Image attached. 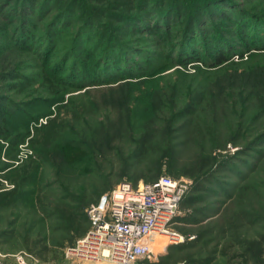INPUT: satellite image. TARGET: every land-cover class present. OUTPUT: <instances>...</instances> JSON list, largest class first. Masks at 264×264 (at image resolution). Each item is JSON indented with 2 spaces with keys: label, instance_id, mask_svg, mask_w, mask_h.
I'll return each instance as SVG.
<instances>
[{
  "label": "rangeland",
  "instance_id": "374dc122",
  "mask_svg": "<svg viewBox=\"0 0 264 264\" xmlns=\"http://www.w3.org/2000/svg\"><path fill=\"white\" fill-rule=\"evenodd\" d=\"M88 2V13L94 12L96 22L115 31L118 17L109 14L121 10L122 4ZM256 4L264 8V2ZM54 12L34 16L39 33ZM31 13L25 0H0V124L26 137L16 145L0 141V179L29 160H33L30 167H35L14 204L0 208V264H36L37 260L109 264L73 255L71 249L78 239L71 243L73 232L53 209H42L39 200L87 211L121 181L139 186L164 175L187 181L190 190L196 183L202 189L194 193L201 197L195 210L190 214L180 210L182 217L189 215L202 222L179 221L173 229L182 234L206 230L205 236L187 245L159 236L140 264H188L190 259L227 264L222 252L233 236L250 240L263 232L264 49L249 50L251 44L233 36V42L245 51L242 57L221 64L184 65L169 55L170 42L178 40L153 43L138 39V31L128 32L122 34L123 39L135 40L153 55L133 53L137 64L132 63L131 70L121 75L114 71L119 67L115 65L109 74L98 70L99 77L75 75L66 84L56 81L62 88L56 94L43 84L45 69L38 54L42 55V48L26 50L11 39ZM91 15L71 19L61 32L58 51L70 46L81 21ZM255 42L264 45V35ZM96 56L88 60L81 54L91 63ZM52 62L57 64L58 58ZM54 70L50 74L55 80L65 74L64 69ZM26 78L30 82L22 87ZM54 118L58 125L51 140L39 139L37 128ZM33 143L39 147L42 143V149ZM200 162L204 169L190 177L188 172H196ZM3 183L11 185L5 179ZM235 183L245 199L235 194L220 204L226 198L219 196L221 191L226 188L234 193ZM240 208L258 212L257 224L232 226L230 219ZM243 247L235 243L229 253Z\"/></svg>",
  "mask_w": 264,
  "mask_h": 264
},
{
  "label": "trees",
  "instance_id": "16d2710c",
  "mask_svg": "<svg viewBox=\"0 0 264 264\" xmlns=\"http://www.w3.org/2000/svg\"><path fill=\"white\" fill-rule=\"evenodd\" d=\"M95 1V3H101L105 0ZM115 2H118L117 5L122 4V9H116L115 13L109 14L111 17H118V25H114L115 31H113L110 29L112 27L106 23L104 25L98 24L91 15L94 14L93 11L88 13V7L86 6V3H89L88 0H25L29 8H32V13L26 17V21L17 27L18 33L12 34L11 39L26 50L36 52L37 49L42 48V55L39 51L38 54L42 57L45 69L43 84L50 87L56 94L62 90V88L57 87L56 81L66 84L67 80L75 75H79L82 79L89 78L92 74L99 77L100 71L109 74L113 71L115 65L119 67L115 68L114 71L121 75L131 70L129 67L132 63L137 64L133 60V53L138 52L145 57L153 55L152 53L149 54L152 51L145 52L144 49L142 50L135 40L123 39L122 34L128 32L137 33L138 31L140 33L137 36L138 39L153 43L155 40L160 42L170 39L178 40L175 43L170 42L169 55H171V60L176 61L178 64L184 63V65L221 64L235 57H242L245 51L238 48L235 44L236 41L233 42V36H236L238 40H243L245 45L251 44L252 47H249V50H251L250 48L264 49L263 44L258 42H255L256 45L252 44L254 40L264 35V8L256 4L263 3L264 0H115ZM32 5H34V9ZM51 9L55 12L49 22L47 21L43 32L39 33L38 29L40 27L39 24L35 27L37 19L34 16L37 14L44 16ZM95 11L99 14L100 10L95 7ZM86 15H91V18L85 17L81 21L70 46L64 51L63 49L58 51L57 45L60 41L61 32H64L72 23L71 19L75 16L83 17ZM40 18L38 22L41 20ZM95 24H98V27H95ZM33 26L36 30L31 29ZM116 27L117 29H115ZM118 29L123 30L120 33ZM82 53L85 54L88 60L94 55L97 56L95 61L91 63L81 57ZM53 58H58L57 64L52 62L55 60ZM68 60L72 61L70 65H67ZM54 64L55 66H53ZM102 66L103 68L100 69ZM54 67L57 72L65 70V74L56 80L55 76L50 74ZM91 70L92 72L88 73ZM13 77H16V74ZM29 82L30 79L26 78L21 86L24 87ZM56 120V118L50 119L47 123L38 127L37 137L44 139V141L47 140V142L50 141L58 125ZM198 134L201 135L199 131ZM1 140L16 145L25 141L26 137H23L20 132H13L9 127L0 124ZM32 142L34 141L32 140ZM33 145L42 149V143L40 147L36 146L35 143ZM1 149L2 144L0 142V151ZM32 161L29 160L21 166L14 167L10 175L1 176L0 208L14 204L29 175L35 170V167L29 165ZM203 169L204 165L200 162L197 165L196 172L190 171L188 174L190 177H194ZM3 179L11 185L4 186ZM244 179L245 177H239V180L243 181ZM239 189V184L235 183L234 193H228L226 188L221 191L219 196H226V198L220 204L232 200L235 194H238L241 199H245V194H240ZM242 189H245V187L243 186ZM201 190L197 183L191 187V190L189 188L180 205V210L182 208L184 212H189L187 214L195 210L196 203L201 200V197L194 193ZM39 203L42 209L49 207L63 219L69 231L73 232L71 243L83 237L88 231L90 221L86 209L82 211L79 207L64 205L60 202L45 205L42 200H39ZM216 212V215H218L220 213L219 209ZM187 216L185 218L179 215L175 223L178 224L179 221L185 220L192 224L202 222L197 217ZM259 216L258 212L240 208V211H237L236 215L230 219V223L234 227L241 225V223L255 225L259 221ZM205 231L194 234L196 235L195 239H203ZM186 235H189V233H186ZM232 238V243L225 246L222 252V255L227 257V264H264V230L257 237L250 240L239 239V236H233ZM193 240H188L183 245L190 244ZM235 243H240L244 247L241 251L231 254L229 250L234 248ZM188 264L202 263H199L198 259H190Z\"/></svg>",
  "mask_w": 264,
  "mask_h": 264
},
{
  "label": "built area",
  "instance_id": "2783aa9c",
  "mask_svg": "<svg viewBox=\"0 0 264 264\" xmlns=\"http://www.w3.org/2000/svg\"><path fill=\"white\" fill-rule=\"evenodd\" d=\"M189 188L187 181L167 175L139 186L127 180L119 182L87 208L90 227L71 253L109 264H140L157 236H167L176 243L195 239L194 234L173 229ZM36 264L59 263L37 260Z\"/></svg>",
  "mask_w": 264,
  "mask_h": 264
},
{
  "label": "crops",
  "instance_id": "0c3cea01",
  "mask_svg": "<svg viewBox=\"0 0 264 264\" xmlns=\"http://www.w3.org/2000/svg\"><path fill=\"white\" fill-rule=\"evenodd\" d=\"M155 239H156V240H155ZM155 239H154L155 241H158L159 237L157 236ZM154 240H153V243H154ZM153 243H152V244H153Z\"/></svg>",
  "mask_w": 264,
  "mask_h": 264
}]
</instances>
